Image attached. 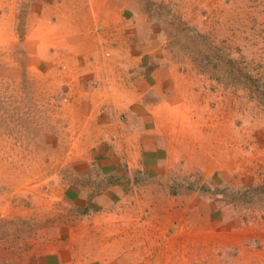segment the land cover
Returning a JSON list of instances; mask_svg holds the SVG:
<instances>
[{"label": "rangeland", "instance_id": "rangeland-1", "mask_svg": "<svg viewBox=\"0 0 264 264\" xmlns=\"http://www.w3.org/2000/svg\"><path fill=\"white\" fill-rule=\"evenodd\" d=\"M105 5L182 103L164 178L102 203L70 173L82 50L54 29ZM0 264H264V0H0Z\"/></svg>", "mask_w": 264, "mask_h": 264}, {"label": "crops", "instance_id": "crops-1", "mask_svg": "<svg viewBox=\"0 0 264 264\" xmlns=\"http://www.w3.org/2000/svg\"><path fill=\"white\" fill-rule=\"evenodd\" d=\"M105 6L107 13L102 15L109 18L105 21L108 24L96 28L89 13L84 18L86 27L77 28L76 17L68 25L54 29L66 34L71 42L69 48L82 50L81 58L70 57L66 62L76 66L75 72L80 74L76 75L78 86L74 93L78 98L74 103L77 118L70 114L77 137L82 138L77 145L83 147L79 148L83 154L72 159L70 173L79 179V185L84 181L82 190L77 187L80 192L98 193L96 199L102 203L108 201L107 195L125 193L129 179L164 178V165L171 156L169 140L180 136L174 134L178 123L174 111L182 103L181 90L173 91L174 87L166 83L165 62L148 55L159 53V49L143 40L141 30L116 26L110 18L116 6ZM152 66L158 68L150 70ZM96 81L99 87L94 86ZM174 92L177 96L171 100L168 95ZM96 102L106 111L100 123ZM141 187L148 192L147 186ZM108 216L112 217V213Z\"/></svg>", "mask_w": 264, "mask_h": 264}]
</instances>
